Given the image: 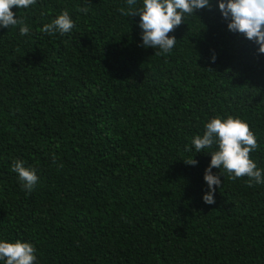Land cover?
Returning a JSON list of instances; mask_svg holds the SVG:
<instances>
[{
  "label": "trees",
  "instance_id": "16d2710c",
  "mask_svg": "<svg viewBox=\"0 0 264 264\" xmlns=\"http://www.w3.org/2000/svg\"><path fill=\"white\" fill-rule=\"evenodd\" d=\"M124 7L38 0L12 9L29 36L0 29V236L33 243L37 264H264V185L221 177L208 205L209 150H185L210 118L239 116L264 167V54L216 0L168 55L139 46ZM65 9L70 34L37 31ZM15 160L36 168L31 192Z\"/></svg>",
  "mask_w": 264,
  "mask_h": 264
},
{
  "label": "clouds",
  "instance_id": "9594fccd",
  "mask_svg": "<svg viewBox=\"0 0 264 264\" xmlns=\"http://www.w3.org/2000/svg\"><path fill=\"white\" fill-rule=\"evenodd\" d=\"M38 0H0V29H11L20 25L22 37L31 34V26L12 11L30 9ZM214 0H124L123 15L129 18L139 17L140 47L155 49V55H168L178 41L169 34L186 23L189 16H197L200 10H211ZM218 9L227 22L232 33L243 34L244 37L257 44L258 54H264V0H216ZM85 15L87 7L80 9ZM200 20V19H199ZM76 26L70 12L65 9L51 23H45L37 31L45 34H70ZM158 50V51H157ZM217 57L212 55L215 63ZM186 151L203 153L209 150L210 164L205 169L204 181L207 191L203 201L215 203L217 188L223 183L221 177L233 180L247 177L249 187L264 185V167L252 159L251 153L259 149L257 134L249 122L239 116L218 114L204 123L201 134L190 137ZM185 162V161H184ZM189 166H197L194 157L185 162ZM213 169H218L214 173ZM11 170L15 172L24 191L31 192L39 182L37 170L33 166H25L22 160H15ZM37 248L31 242L22 239L10 240L0 236V264H37Z\"/></svg>",
  "mask_w": 264,
  "mask_h": 264
}]
</instances>
